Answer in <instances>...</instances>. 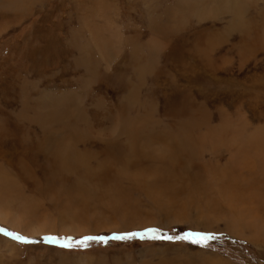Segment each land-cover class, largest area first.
Segmentation results:
<instances>
[{"label":"rangeland","instance_id":"374dc122","mask_svg":"<svg viewBox=\"0 0 264 264\" xmlns=\"http://www.w3.org/2000/svg\"><path fill=\"white\" fill-rule=\"evenodd\" d=\"M7 1L0 0V228L33 242L21 243L0 233V264H264L260 224L251 225L259 238L248 232L241 237L230 234L222 217L202 204L196 189L185 187L187 192L180 196L183 204L189 193L196 198L185 218H177V204L164 211L159 205L160 215L152 211L158 203L145 198L128 178L153 179L157 172L151 168L164 165V143L158 146L143 134L146 139L137 147L144 163L134 165L130 141L119 133L134 119L133 126L170 129L181 136L188 119L195 124L193 132L201 131L200 137L207 127L214 128L218 144L230 142L234 147L233 141L263 132L264 44L259 38L264 36V1H251L241 9L240 20L249 23L244 32L227 10L212 11L210 17L208 12L199 16L187 10L202 2L217 9L213 0ZM59 97L71 103L51 120L46 113ZM47 123L57 133L55 141L61 142L50 141L48 153L42 144L49 135ZM243 127L249 134L231 136ZM69 141L72 153L83 157L87 167L55 172L53 153ZM205 143L196 144L195 156L175 170L183 179L198 171L216 179L208 154L215 144ZM243 143L237 159L243 155L246 163L257 162L262 147ZM217 148L220 178L227 166L243 167L230 161L235 152L226 143ZM203 160L210 171L201 167ZM259 165L264 170V163ZM145 167L148 173H141ZM101 168L110 170L104 176L110 190L125 196L132 188L130 204H121L124 209L106 204L105 184L92 181ZM245 168L240 175L248 176ZM263 174L257 176L261 183ZM91 181L97 197L82 202L88 193L79 189L86 191ZM259 182L230 193L232 198L225 201L243 199L245 208L260 219L264 184L259 187ZM210 189L209 184L204 190ZM150 228L158 231H147ZM48 236L58 239H45ZM120 236L124 238H116ZM205 239L206 245L192 242Z\"/></svg>","mask_w":264,"mask_h":264},{"label":"bare ground","instance_id":"6f19581e","mask_svg":"<svg viewBox=\"0 0 264 264\" xmlns=\"http://www.w3.org/2000/svg\"><path fill=\"white\" fill-rule=\"evenodd\" d=\"M5 1L7 2V4L10 3L7 0H5ZM187 1H189V0H187ZM251 1H258V0H213L214 5L216 7H218V8H220V9H218V8L217 9H213V10L209 9V7L204 5V3L202 2L201 5L199 7H195V9H192L190 7V5H188V9L187 10H190V12L198 14L199 16H200L201 13L208 12V16L209 17L212 15L211 13L215 14V12H212V11L218 10L219 12H223L224 10H227V12L232 15V20L234 21V23H240L241 24L240 25L241 26L240 29H241V31L244 32L245 29L246 30L248 29V27H247V23L248 22L246 23L247 20L244 21L243 17H242L243 20H240V17H241L240 13L242 12L241 9L243 8V6L245 7V5L247 3L248 4L251 3ZM262 1H264V0H262ZM192 2H195V0H192ZM242 14H243V12H242ZM172 16H175V15H172ZM262 20H264V19H262ZM263 26H264V22H263ZM236 27H237V25H236ZM240 29L238 28L237 30L239 31ZM263 29H264V27H263ZM255 35H256V33H255ZM196 39H198V38H196ZM259 39H260V44L261 45L264 44V36L262 38V36L260 35ZM260 44L258 43V45H260ZM262 90H263V88H262ZM70 103H71L70 99L62 100L60 97H59V99L55 98L54 105L51 108L49 107V110L46 113L47 116L51 120H55L56 121V119L58 118V115H59L58 110L61 107H64V106L67 107V104H70ZM133 121H134V119L131 120L130 122H128L127 124H125V127L122 128L119 133L123 132L122 135L125 136L130 141V145L129 146L131 148L129 150V153H131V155L132 154L135 155L134 156L135 157V161L133 160L134 161L133 162L134 165H140V164L142 165L144 163L143 155H140L141 154L140 151H142V149L139 148L140 150L138 151V147H137V146H140L139 145L140 144L139 141H141V139H143V138L146 139V137L142 136L143 134H146L151 139H154L155 143L156 142L158 144L159 143H164L163 146H162L164 148L163 149L164 152H163V154H160V157L163 160L164 165H163V168H156V167L151 168V169H154L157 172V173H153L154 174V176H153L154 178L153 179H149L146 182L144 179L142 181L139 180V177L138 178L134 177V175H130L129 178H128L130 181H132V185L133 186H138V187L141 188L145 198L150 196V197H148L149 200H153V201L158 203V205H152L153 206V208L151 209L152 211L157 213V215H160L168 207L172 208L175 204H177L179 206L178 207L177 218L178 219L185 218L187 216V208H188V206H190L193 203H196L195 202L196 200H194L196 198H194L195 194L191 195V193H189V194H187L186 201L183 204V203H179L180 196L183 195L182 193H186L187 192L185 187H187V190L191 191V192H192L191 188H193V189H196L197 192L199 191V193H200L199 195L202 196V197L200 196L201 198H199L203 202L202 204L211 207L212 208V210H211L212 212H217L219 217H222V220H224L225 223H226L225 231L230 232V234L232 233L234 235H237V236L241 237V236L244 235V233L248 232L249 234H246V235L258 236V235L253 234L255 229L251 226V225L257 224V223L260 224V228L259 229L260 230H262V229L264 230V214L260 213L261 217H260V219H257V216H256L257 214L256 213H252L253 212L252 210H248V209L245 208V205H247V203L244 202L243 199H238L236 202H232V200L226 202L225 199H224V198H227V199L230 198L231 199L232 197H231L230 193L242 192L245 187H249L250 188V186H253L251 184H254V182H255V184H257L259 182L257 176H258L260 171L262 172V174L264 172L262 166L259 165V162H261V163L263 162L264 163V152L258 155V157H257L258 161L257 162H255L253 160H248V162L246 163V159L244 158L243 155H241L238 159H237V157L240 154L239 153L240 146H241V148L245 146L244 145L245 143L241 144L243 142V140H246L247 144H249V143H255V144L257 143V144H259L262 147L263 151H264V131L263 132L254 131L252 134L250 133L251 137L247 135L248 137L247 138L245 137L246 139L233 141L234 147L231 144H229L230 142H225L226 143V148H228V150H231V151L235 152V156L231 157L230 161L231 162H233V161L234 162H239V163L244 164L246 166L245 169H247L248 176H242V175L239 174L240 173L239 170H241L243 167H245L244 165L240 169H238L234 165V167L233 166H227L224 169V174L222 175L224 177L220 178L219 176H221V175L217 172V166H219V162L215 159V156H216V154L218 152V148H217L218 145L219 146L220 145L223 146L225 143L222 141V142H219V144H218L219 139L217 138V133H216L214 128H208L207 127L205 129L206 131H205V134L203 135V137H200V136H202L200 130H198L196 128V130L193 132V128H194L195 124L192 125V124L184 121L185 124H182V126H181L182 134H181V136H179L178 134H176L175 132H173L170 129L162 130L161 128H158L157 130H154L153 126L143 125V124L141 126H133ZM192 122L194 123V121H192ZM46 125H47L46 127L49 128V135L42 140V144L45 147L46 153H48V152H50L52 150V148L48 147V143H51V142L52 143H55V142L56 143H58V142L61 143V142L58 141V140L55 141V136H56L57 133L52 131L51 124L47 123ZM208 132H211V133H208ZM245 132L246 131H245V128H244V130H239V133L237 132L238 134L235 133V132H232L231 136H233V135L239 136L240 135V137H241V136H244L243 134H245V135L249 134V133H245ZM168 134H169V136L167 137ZM209 134H210V136H209ZM170 135H172V136H170ZM235 138H237V137H235ZM258 138H263V139H258ZM195 141H196V143H195ZM249 141H251V142H249ZM201 142L202 143H205V142L206 143H208V142L211 143V142H213L215 144V145H211V147H210V149L208 151V154L212 155L211 157L213 158L214 163L212 162L213 164L211 165L212 166L211 170L214 171V172L213 171L212 172L215 175H217V177H216L215 180H210V177H206L209 174V172H208V174L204 175V174H202L201 172L198 171V172H196L197 173L196 176L186 177L185 179H183L184 177H183L182 172H179V171L175 172V170L184 168L183 167L184 163L186 164L185 160L195 156V153L193 151L194 147H195L196 144L201 143ZM39 143L41 144V142H39ZM160 145L161 144H159L158 146H160ZM198 145H196V146L199 147ZM109 146L111 148L115 147L114 144H112V143H110ZM136 148H137V150H136ZM158 149L162 150L161 148H158ZM158 149H155V150L158 151ZM71 150L72 149H70V141H69V142H65L62 145V149H61V146H60L58 148V151H54L53 155H54V160L55 161L53 162V165H54V167H55V165H58L56 170L54 169L55 172H63V171L64 172H66V171L69 172V169H72L71 170V172H72L75 169H78L80 167V165H82L83 167H87V164H86L84 158L79 156V155L75 156L74 153H72ZM115 151L117 153H119L120 152V148L119 149H115ZM201 152H206V151L203 150ZM67 155H69V156H67ZM199 155H200V152H199ZM202 155H203V153H202ZM125 158H130V157H124V159ZM203 161H204L205 165H202L201 167L204 170H206V171H210L209 170L210 166L206 165V164H208V162L205 161V160H203ZM226 163L227 164H231L229 162H226ZM70 164L72 166H70ZM131 165H129V167ZM122 166H123V164H122ZM230 167L233 168V169H231ZM126 168H127V166H126ZM146 169L145 170L142 169L141 173H145L146 171L148 173V168H146ZM107 171L110 172V170L108 168H101L100 171H98L97 176L94 177L95 180H92L93 182L101 181L102 185H103V183L105 184L104 185V190L102 191L103 192L102 195L106 198V204H111V205L116 204V206L119 207V205H120V207H121V204L123 205V203H125V204L129 203L131 201V195L129 193H131L130 191L132 190V188L129 189V191H127L128 193L125 194L126 197L124 195L122 196V195L117 194L116 191H114V190H110L111 188H109V186L111 187V184L107 182L108 179H104L105 178L104 176H105ZM124 173H121V175H123ZM213 173H210V175H212ZM252 173H254V175H252ZM132 176H133V178H131ZM245 177H246V179L242 180ZM255 177H257V178H255ZM204 178H206V182H204ZM91 182H88L89 185H88L87 188H85L86 191H84V189H82L81 187L79 189V191H81L83 193H88L85 197H82L83 198L81 200L82 202L88 201L89 198H90L89 201L91 202V200H95L96 199L95 196L97 197L98 193L95 190V187H94L95 184L93 182L92 183ZM218 182H220V184L217 187L216 184ZM77 183L80 185L81 181H78ZM85 183H87V181ZM209 184L211 185V189L208 192H206L204 189L208 188ZM263 184L264 183L259 182V187H262ZM204 185L206 186V188L204 187ZM118 186H119V184H118ZM60 189H61V187H60ZM116 189H118V188H116ZM235 189H236V192L234 191ZM89 190H92L94 192L89 193L88 192ZM64 195H66V193ZM183 200H185V198ZM95 203H97V202H95ZM262 203H264L263 200H262ZM159 205L163 209L162 212L160 211V209L158 207ZM219 205H222L221 208L223 209V212H225L228 215H226L222 211H220V209L218 207ZM90 206H91V204H90ZM152 206H150V207H152ZM123 207H125V206H122L121 208H123ZM181 207H182V209H181ZM263 208H264V205H263ZM95 210H97V209H95ZM95 210H94V212H95ZM204 210L208 211V208L205 207ZM224 216H227V218H225ZM152 217L154 219L156 218L155 216H152ZM1 218L2 217H0V220H1ZM1 221L3 222V219ZM145 225H149V224H145ZM251 233H252V235H251ZM259 237L260 236H258V238ZM248 239L252 240L250 238H248ZM260 241H261V239H260ZM263 241H264V239H262L261 242H263ZM253 242H255V241H253ZM257 242H258V240H257Z\"/></svg>","mask_w":264,"mask_h":264},{"label":"snow or ice","instance_id":"6c2138e0","mask_svg":"<svg viewBox=\"0 0 264 264\" xmlns=\"http://www.w3.org/2000/svg\"><path fill=\"white\" fill-rule=\"evenodd\" d=\"M147 231L156 232L158 230L155 229V228H150V229H147ZM0 233H3L4 235L10 236L13 239H15V240H17L18 242H21V243H32L33 242L29 237L23 236L21 234H18V233L12 232V231H8V230L3 229V228H0ZM131 235H137V234L136 233H132ZM116 238L123 239L124 237L120 236V237H116ZM166 238L167 239H172V237H166ZM45 239L54 240V239H58V238L57 237L48 236V237H45ZM84 239H103V238L102 237H85ZM192 242L193 243H201V242H203L206 245L207 240L206 239L203 240V241L193 240ZM64 246L65 247H69L70 245H64Z\"/></svg>","mask_w":264,"mask_h":264}]
</instances>
